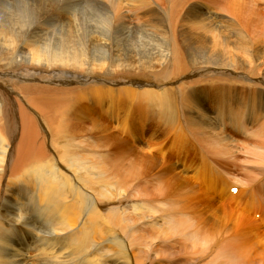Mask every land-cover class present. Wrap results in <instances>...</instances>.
I'll list each match as a JSON object with an SVG mask.
<instances>
[{
  "label": "rangeland",
  "instance_id": "374dc122",
  "mask_svg": "<svg viewBox=\"0 0 264 264\" xmlns=\"http://www.w3.org/2000/svg\"><path fill=\"white\" fill-rule=\"evenodd\" d=\"M228 1L210 34L178 37L201 45L184 53L179 71L164 70L167 76L123 65L120 80L96 82L87 79L104 67L64 66L82 77L69 87L76 110L45 115L44 151L58 160L28 157L34 138L19 115L24 103L0 83L16 111L9 159H0V256L12 264H225L220 250L246 239L257 257H243L236 245L233 264H263L264 173L254 155L264 139L239 121L256 110L264 120V0ZM52 49L82 55L80 47ZM198 100L212 113L196 126L188 119ZM37 130L36 144L43 140ZM0 136L8 141L1 127Z\"/></svg>",
  "mask_w": 264,
  "mask_h": 264
},
{
  "label": "bare ground",
  "instance_id": "6f19581e",
  "mask_svg": "<svg viewBox=\"0 0 264 264\" xmlns=\"http://www.w3.org/2000/svg\"><path fill=\"white\" fill-rule=\"evenodd\" d=\"M242 1L250 3L252 0ZM221 3H223L222 6L219 5ZM231 3L228 0H0V83L14 87V90L19 92L17 93L18 98L24 103L25 108L32 113L29 114L25 108L22 109L18 105L20 107L19 115L25 123L23 126L28 127L27 132H31L29 137L34 138L28 146V157L39 159L43 158L44 154L45 157L51 160H58V153H55L54 150L50 151V154L44 151L46 147L44 145L45 140H49V127L45 123V115L51 113L61 118L68 111L76 110V105L69 94V87L76 81L81 82L82 77V75H71L63 69L64 66L68 67L71 64L78 67H104L102 73H92L87 79L96 82L100 80L109 81V78L111 82H114L115 79L120 80L123 76L117 69L123 65L126 69L149 71L153 68H159V73H154L156 77L166 75L164 73L166 69L171 68L173 72L179 71V68L184 65L182 61L184 53L187 50L194 53L201 43L194 40L180 41L178 37H203L205 32L210 34L215 30V21L225 17L221 8H229ZM236 5L242 10H246V7L242 4L236 3ZM226 11H229V9ZM129 42L133 44L127 46ZM149 43L151 47L147 48L146 46ZM52 46L56 49L60 47L66 49L80 47L82 48V55L71 57L68 54H63L61 50H53ZM34 49L39 51L38 57H34L32 54ZM58 64L60 65L57 66ZM190 77L192 76H182L181 78L188 79ZM131 81L137 83L138 80L134 77ZM34 82L37 84L33 85ZM87 82L84 79L81 84ZM138 83L141 84V82ZM142 84L144 87H155L149 82H142ZM164 84L167 85L168 83ZM5 91L3 93L0 90V94H2V97L0 96V127L7 133L9 138L6 142L0 136V159L3 162L9 159L12 138L15 133L12 114L15 115L16 112L13 110L11 92L6 93ZM151 92L152 90H148L143 91L141 94L145 93L146 95ZM194 103L188 120L193 119L196 123L192 125L197 126L203 122V119L211 110L200 106L203 103L202 100L194 101ZM253 106L250 107L253 109ZM234 113L238 114V111H233L232 114L235 115ZM258 115H260V111H253L252 116H247L248 118L246 117L243 121L240 120L239 123L245 131H247V128H244V123H249L255 136H263L264 139V120L260 124ZM62 121L60 120L56 127L59 133L64 131ZM95 121L97 122V120H94L92 126L94 128L96 127ZM236 121L238 122V120ZM257 123L260 125H257ZM38 124L43 140L41 143L36 144L35 138L39 136ZM208 138H210L208 141L211 143L210 145L216 142L211 137ZM204 141L206 140L204 139ZM213 146L216 145L213 144ZM259 146H261V143ZM262 147L263 149L257 148L260 152L257 151L258 154L255 153L254 156L258 161L263 162L264 173V145ZM252 151L254 150L252 149ZM21 158H27V155H23ZM137 159L140 166L144 159L142 157ZM45 164H48V162ZM169 180L170 182L172 180L176 181L174 175ZM178 183L180 188H188L186 184ZM170 223L172 224L173 221L170 220ZM178 226H180V223L175 222L172 224V228ZM218 229L220 228L215 229V231L217 232ZM204 235L205 233L203 237ZM202 239L203 243H207L206 240L208 239ZM245 240L243 239L239 243L234 242L230 248L228 245L222 246L224 248L220 250L221 254L224 253V256L227 257L225 264H233L239 259V256L233 250L236 245L241 248L243 257H248V255L257 257L255 248H250L253 250L251 253L246 248ZM0 259V264H12L6 256H0Z\"/></svg>",
  "mask_w": 264,
  "mask_h": 264
}]
</instances>
